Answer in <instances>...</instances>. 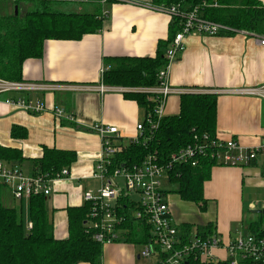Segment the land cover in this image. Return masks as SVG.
Returning <instances> with one entry per match:
<instances>
[{
  "label": "crops",
  "instance_id": "crops-1",
  "mask_svg": "<svg viewBox=\"0 0 264 264\" xmlns=\"http://www.w3.org/2000/svg\"><path fill=\"white\" fill-rule=\"evenodd\" d=\"M152 1H113L106 7L109 14L101 31L80 41H48L42 59L24 64L23 81L61 88L46 94L24 95L44 102L47 112L30 114L4 103L15 95H0V146L17 152L12 163L26 176L40 173L39 160L45 148L76 154L75 162L64 168L70 171V178L55 180L51 195L46 197L47 214L57 240L68 238V210L83 207L84 194L100 186L93 172L101 155L102 141L93 127L97 124L115 127L127 142L137 135L136 127L146 116L135 101L125 98V93L76 92L66 87L99 86L102 69H108L107 58L155 57L159 44L171 36L172 19L167 12L156 10ZM94 4L103 11L97 2L87 3L86 10H93ZM169 84L178 89L206 91L217 97L215 135L221 139L235 140L245 148L264 143V98L237 93L264 86V47L254 36L190 34L185 39L183 53L170 68ZM179 102L177 95L168 99L166 116L179 113ZM55 108L72 115L73 121L56 116ZM14 127L19 128L15 135ZM166 185L169 188L168 182ZM204 196L207 209L199 210L203 221L195 224L190 214L196 205L182 201L178 195H168L177 226L212 223L224 246L241 234L249 235L247 224L258 220L259 214L253 211L264 202V152L247 167H214L204 184ZM0 199L7 207H22L30 227L28 200L24 204V200L14 199L11 190L1 185ZM141 248L124 241L104 246L102 264H154L156 258L140 257ZM214 254L220 260L227 259L225 248L215 249Z\"/></svg>",
  "mask_w": 264,
  "mask_h": 264
},
{
  "label": "trees",
  "instance_id": "trees-1",
  "mask_svg": "<svg viewBox=\"0 0 264 264\" xmlns=\"http://www.w3.org/2000/svg\"><path fill=\"white\" fill-rule=\"evenodd\" d=\"M65 3L70 2L0 0L1 79L23 81L24 64L28 60L42 59L48 41H80L84 36L102 30L106 18L98 4H94L93 10L72 11L62 8ZM152 3L163 8L182 5L185 10L205 3L207 6L200 11L201 16L231 29L220 36L239 33L264 36V7L259 0H153ZM178 24L179 20L173 18L171 36L167 42L159 44L155 57L107 58L105 62L108 69L104 73L103 84L108 87L157 86L158 73L167 65L165 52L180 29ZM125 98L135 101L145 112L152 109L148 95L128 93ZM216 101L217 97L213 94L181 96L179 113L163 118L158 130L147 143L127 145L123 152L115 156L113 168L141 165L149 154L155 153L159 160L166 161L173 153L193 144L195 135L207 133L214 137L217 125ZM17 128H13V135ZM16 154V151L0 146V160L17 165L12 163L17 159ZM75 160L74 152L45 148L44 155L39 160V174L55 177ZM216 166L215 161L210 159H204L196 168L173 165L168 173L169 188L166 193L178 195L182 201L193 203L200 211H205L208 201L204 196V184L210 179L212 169ZM46 200L45 196L28 200L31 222V227L28 228L25 226L22 207H7L0 199V264H102L103 246L94 241L85 225L89 215L88 204L68 210V238L57 240L47 214ZM120 205L128 208L125 201H121ZM258 216V220L249 222L247 227L250 235L264 239V215ZM178 227L185 240L193 236V230H196L198 237L216 235L215 225L212 223L203 226L183 223ZM121 228L127 232L125 243L137 246L153 244L151 229L140 220H130ZM186 264L229 263H201L191 259ZM241 264L258 263L246 260Z\"/></svg>",
  "mask_w": 264,
  "mask_h": 264
},
{
  "label": "built area",
  "instance_id": "built-area-1",
  "mask_svg": "<svg viewBox=\"0 0 264 264\" xmlns=\"http://www.w3.org/2000/svg\"><path fill=\"white\" fill-rule=\"evenodd\" d=\"M11 2H38L43 0H8ZM70 3H93L103 6L102 15L107 18L109 11L106 7L117 0H57ZM120 1V0H118ZM264 7V0H259ZM201 6L185 10L182 5L170 8L154 7L156 10L167 12L171 19L179 20V31L165 52L167 65L159 71L158 85L151 88H114L105 86L102 82L107 69H102L99 86H69V90L95 91L100 94L108 92L141 93L149 96L152 109L146 112L145 119L136 127L137 135L125 142L115 127L97 124L93 127L102 141V151L93 172V178L100 181L99 189L84 194V204L89 206V215L85 223L88 233L95 242L108 246L125 240L127 233L121 227L130 220H140L151 229L153 244L143 246L140 257L156 258L154 264H186L189 260L201 263L228 262L241 264L252 260L264 264V239L252 235H239L227 245H223L218 235L208 238L191 236L189 240L182 238L179 227L174 222L173 212L166 193L168 173L173 165L191 166L196 168L204 159L214 160L217 166L247 167L256 162L264 152V143L254 148H245L235 140H223L205 133L195 135L194 143L170 155L166 161L159 160L157 154H149L141 165L122 166L113 168L114 158L125 150L127 145H140L151 140L158 130L160 122L166 117L168 99L173 96L186 94H210L202 90H185L173 88L169 84V73L172 64L180 57L185 49V39L193 33L207 36H220L230 32L226 26L204 19ZM264 47V36L252 35ZM60 86L48 83H31L26 81H8L0 78V95H15L8 97L4 103L30 114H42L49 109L41 100H30L24 95L33 93H50L60 90ZM133 90V91H132ZM237 93L259 95L264 98V86L257 89H243ZM56 116L73 121V116L65 114L61 109L53 110ZM264 141V140H263ZM68 169H63L55 177L49 174L26 176L21 168L8 162L0 161V185L11 190L14 199L30 200L32 197H49L55 180L70 178ZM125 201L128 208L120 205ZM260 209L264 210V202ZM127 213H123V212ZM121 212V213H120ZM31 227V225H30ZM29 227V228H30ZM225 248L227 259L220 260L214 251Z\"/></svg>",
  "mask_w": 264,
  "mask_h": 264
},
{
  "label": "rangeland",
  "instance_id": "rangeland-1",
  "mask_svg": "<svg viewBox=\"0 0 264 264\" xmlns=\"http://www.w3.org/2000/svg\"><path fill=\"white\" fill-rule=\"evenodd\" d=\"M66 5H64L62 8L63 9H65V10H72V11H79V9H84V10H86V8H87V4H71V3H65ZM90 5V4H89ZM27 7H29V5L27 6ZM163 183H164V185H166L165 184V180H163ZM167 186V185H166ZM24 202V204L26 203V200H24L23 201ZM6 205H9V204H7L6 203ZM11 206V205H10ZM10 206H8V207H10ZM194 208H196V210L194 211V213L193 214H190V216H191V220H195L194 221V223L195 224H201L202 223V221H203V219H202V217H201V215L199 214V207L198 206H196V207H194ZM247 213H249V212H247ZM26 217H27V214H26V212H25V214H24V222H25V226L26 227H28V225H27V222H26ZM205 219H206V217H205ZM192 234H193V236L195 237L196 235H197V233H196V230H193L192 231ZM143 250V248H141V251ZM140 251V252H141ZM147 260H149V259H147ZM147 263V262H146Z\"/></svg>",
  "mask_w": 264,
  "mask_h": 264
},
{
  "label": "water",
  "instance_id": "water-1",
  "mask_svg": "<svg viewBox=\"0 0 264 264\" xmlns=\"http://www.w3.org/2000/svg\"><path fill=\"white\" fill-rule=\"evenodd\" d=\"M15 11H16V14H17L18 13V7L15 8ZM253 212L256 213V214H259V215H261V214L264 215V210H262V209L254 210Z\"/></svg>",
  "mask_w": 264,
  "mask_h": 264
}]
</instances>
